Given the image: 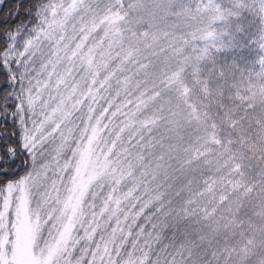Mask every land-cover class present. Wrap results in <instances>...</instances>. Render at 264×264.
<instances>
[{"label":"snow or ice","instance_id":"1","mask_svg":"<svg viewBox=\"0 0 264 264\" xmlns=\"http://www.w3.org/2000/svg\"><path fill=\"white\" fill-rule=\"evenodd\" d=\"M5 8L0 264H264V0Z\"/></svg>","mask_w":264,"mask_h":264},{"label":"trees","instance_id":"2","mask_svg":"<svg viewBox=\"0 0 264 264\" xmlns=\"http://www.w3.org/2000/svg\"><path fill=\"white\" fill-rule=\"evenodd\" d=\"M5 2H6V8H5V15H6L7 9L12 7L13 0H5Z\"/></svg>","mask_w":264,"mask_h":264}]
</instances>
